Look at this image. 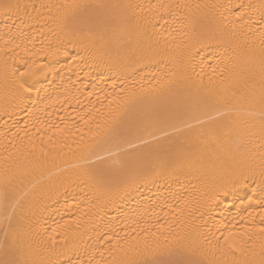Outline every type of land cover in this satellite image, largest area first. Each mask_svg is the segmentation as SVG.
Masks as SVG:
<instances>
[{
  "label": "snow or ice",
  "instance_id": "6c2138e0",
  "mask_svg": "<svg viewBox=\"0 0 264 264\" xmlns=\"http://www.w3.org/2000/svg\"><path fill=\"white\" fill-rule=\"evenodd\" d=\"M0 13V264H264V0Z\"/></svg>",
  "mask_w": 264,
  "mask_h": 264
},
{
  "label": "bare ground",
  "instance_id": "6f19581e",
  "mask_svg": "<svg viewBox=\"0 0 264 264\" xmlns=\"http://www.w3.org/2000/svg\"><path fill=\"white\" fill-rule=\"evenodd\" d=\"M21 3H25V4H30V3H35V4H40V3H44V4H56V3H61L63 2V0H20ZM110 2H114V3H146L147 0H110ZM153 2H157V0H153ZM165 2H167V0H165ZM208 2L210 3H219L220 0H208ZM262 2V0H231V3L236 4V3H244V4H253V5H260ZM53 14H55V10H53ZM255 15H258V10L256 13H254ZM22 15V13H21ZM33 15H35V13H33ZM41 15L47 17L49 15V13L47 12V10H42ZM15 19V17L12 18H8L6 17L3 13H0V48H3L4 46V41L5 39H7V33L9 31V27L12 28V33L15 34L16 33V28L13 26V20ZM50 26L54 27V23L51 20L46 21ZM24 31H27V28H23ZM37 40H39V37H37ZM27 46L29 48L32 47L31 43H28ZM39 47V43H37V48ZM21 55H23V52L21 51ZM8 63L11 65L13 63V61L11 59L8 60ZM3 64H4V60L2 58V56H0V133H4L5 131H8V140H4L2 137H0V145L2 144H7L9 140L12 139V134L16 133L17 128H16V124L15 121L20 120L21 124L20 127H23V113H18L17 112H12L11 114V118H9L8 116L4 115L3 113V108L6 102V92L4 89V84H3V73H4V68H3ZM58 67H63V65H58ZM33 96H35L36 94L33 93ZM7 99L9 102L11 101V90H9V92L7 93ZM7 122V124L5 123ZM24 133L20 132L19 136L23 137ZM19 139H17L15 141V143L19 144ZM9 147L11 148V145L9 144ZM0 152H3V148L0 147ZM5 155L7 153H4ZM259 222L258 217H257V223ZM6 224V221L3 217L2 212H0V229L3 228V226ZM3 237V232L0 231V238ZM94 238V236H93ZM91 241L88 240V237H84L81 246L83 247L84 243H90ZM258 243V241H257Z\"/></svg>",
  "mask_w": 264,
  "mask_h": 264
}]
</instances>
